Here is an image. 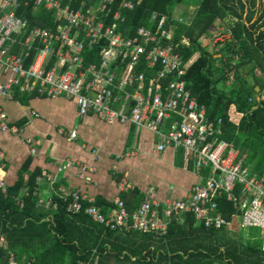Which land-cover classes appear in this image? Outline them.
<instances>
[{
    "label": "built area",
    "instance_id": "obj_1",
    "mask_svg": "<svg viewBox=\"0 0 264 264\" xmlns=\"http://www.w3.org/2000/svg\"><path fill=\"white\" fill-rule=\"evenodd\" d=\"M19 1L52 12V27L28 28V20L15 13ZM65 1L0 0V12L6 9L0 15V68L7 74L0 81V95L11 98L15 90L47 97L63 95L76 103L80 115L93 113L107 123L146 129L157 138L158 151L183 149L192 171L202 179L178 198L161 200L148 188L131 210L116 196L113 207L103 211L93 196L76 188L63 192L68 196L65 210L83 212L110 230L132 228L155 236L165 234L172 219L181 221L192 213L207 228L257 227L264 244V171L253 173L244 165L239 150L220 137L221 118L209 119L205 105L186 88L172 26L165 28L161 18L155 28L138 26L127 34L120 8H133L131 0H118L114 5L115 0ZM150 19L154 21L156 14ZM15 44L19 51L11 50ZM6 120L0 110V131L15 133L17 128ZM69 136L75 137V130ZM91 168L82 166L81 181H86L83 172ZM6 187L0 149V191L6 193ZM128 189L134 185L119 179L118 191ZM222 201L232 204L229 218L222 214ZM38 203L49 209L57 206L52 199L39 198ZM8 264H16L12 253Z\"/></svg>",
    "mask_w": 264,
    "mask_h": 264
},
{
    "label": "trees",
    "instance_id": "obj_2",
    "mask_svg": "<svg viewBox=\"0 0 264 264\" xmlns=\"http://www.w3.org/2000/svg\"><path fill=\"white\" fill-rule=\"evenodd\" d=\"M131 1L133 8H120L127 34L138 26L155 28L161 18L165 28L172 26L175 50L185 68L182 79L186 88L205 105L209 119L221 118L220 137L233 143L244 165L253 173H262L264 0L258 11H244L242 0ZM180 4L183 7L176 17L173 12ZM71 6L76 7L77 3L71 2ZM188 6L194 8L189 10ZM15 13L28 20V28L52 27V12L42 7L33 9L30 2L24 5L19 1ZM152 13L156 14L154 21L150 19ZM183 37L188 39L187 43L181 41ZM208 37L210 41L204 43L202 40ZM183 151L179 149L177 154L181 156ZM25 169L24 166L22 170ZM22 170L15 183L7 185L6 193L0 191V235L4 236V240L0 239V264H8L10 253L16 264L25 263L23 258L29 264H79V260L91 264H264L259 235L243 242L240 232L204 227L192 213H186L181 221L172 219L167 232L160 236L132 228L110 230L83 212H67L68 198L59 194L56 185L52 194L56 209L44 211L36 205L33 194L36 174H30L24 182ZM22 188L25 193H20ZM124 195L123 192L120 197L129 210L136 208L143 198L136 187L128 200ZM95 203L103 211L113 207L102 197L95 198ZM220 209L226 218L233 212L230 202L222 201ZM46 213L51 215L48 219L43 218Z\"/></svg>",
    "mask_w": 264,
    "mask_h": 264
},
{
    "label": "crops",
    "instance_id": "obj_3",
    "mask_svg": "<svg viewBox=\"0 0 264 264\" xmlns=\"http://www.w3.org/2000/svg\"><path fill=\"white\" fill-rule=\"evenodd\" d=\"M11 50L19 51L18 45H12ZM6 76L0 68V81ZM0 110L6 113L7 123L17 128L15 133L0 131L7 185L15 183L25 166L21 172L23 180L26 182L30 174H36L33 194L36 205L44 211L48 209L38 199L55 202L54 185L65 198L68 196L63 192L80 188L85 194L112 203L123 192L125 199L131 196L133 189L118 191L121 178H126L142 194L148 188L153 190L161 200L183 197L194 183L202 180L192 171L184 151L181 156L171 147L158 151L157 138L133 124L107 123L93 113L80 115L76 103L63 95L47 97L15 90L11 98L0 95ZM73 130L76 136L71 138L69 133ZM29 145L34 147L33 152ZM84 165L92 167L83 172L85 182L79 178ZM22 191L25 193L26 189ZM50 216L46 213L43 218ZM228 230L239 232L235 228ZM0 239L4 240V236L0 235ZM261 249L264 250L262 246ZM22 260L26 262L25 258Z\"/></svg>",
    "mask_w": 264,
    "mask_h": 264
},
{
    "label": "rangeland",
    "instance_id": "obj_4",
    "mask_svg": "<svg viewBox=\"0 0 264 264\" xmlns=\"http://www.w3.org/2000/svg\"><path fill=\"white\" fill-rule=\"evenodd\" d=\"M242 1H243L244 5H245L244 11L246 9H248V8H253V9L258 11V9L260 7V2H261V0H242ZM251 1L253 2V5H251ZM182 7H183L182 4L175 6L173 15L176 16V17H179L180 14L178 12H181V10H182L181 8ZM192 8H194V6H188L187 7V9H189V10H191ZM217 22L219 23V22H221V20H218ZM216 36L218 37V34ZM216 36L212 37L211 40L215 39ZM202 41L204 43H207L208 41H210V38L208 37V38H206V39H204ZM247 68L248 67H244V70L247 69ZM230 77H231V75H230ZM249 80L252 81V78H251L250 75H249ZM224 83H226L228 85L229 81H226ZM153 169L156 171V168L153 167ZM236 230L241 233L240 235L243 237V242L245 241L246 238H249V237L256 238L259 235V229L255 228V227L248 226V227L236 228ZM121 236H124V234H122ZM261 246L264 247V244H262Z\"/></svg>",
    "mask_w": 264,
    "mask_h": 264
},
{
    "label": "water",
    "instance_id": "obj_5",
    "mask_svg": "<svg viewBox=\"0 0 264 264\" xmlns=\"http://www.w3.org/2000/svg\"><path fill=\"white\" fill-rule=\"evenodd\" d=\"M257 89H258V87H257Z\"/></svg>",
    "mask_w": 264,
    "mask_h": 264
}]
</instances>
